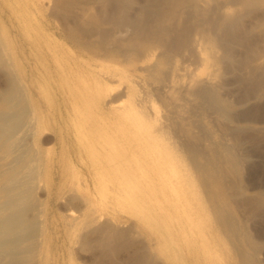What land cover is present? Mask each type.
Listing matches in <instances>:
<instances>
[{
    "label": "bare ground",
    "instance_id": "obj_1",
    "mask_svg": "<svg viewBox=\"0 0 264 264\" xmlns=\"http://www.w3.org/2000/svg\"><path fill=\"white\" fill-rule=\"evenodd\" d=\"M62 1L34 9L20 1L21 44L0 28V63L8 74L0 95V264H82L73 260V247L102 223L98 191L101 204L114 201L117 212L100 226L103 244L131 229L149 236L159 228L183 245L174 257L160 250L165 264H258V243L242 232L227 189L244 158L234 141L217 139L204 122L208 110L228 122L237 112L220 94V70L230 53L223 35H233L237 2L147 0L128 16L132 0H113L115 10L105 16L89 1ZM58 14L68 15L69 24ZM24 45L36 92L54 98L43 113L21 78ZM233 124L225 126L230 133L238 130ZM44 128L56 133L57 152L41 147ZM77 182L88 188L78 199L81 208L39 217L46 212L40 188L55 186L48 197L56 203L71 197ZM125 202L138 207L144 227L123 220Z\"/></svg>",
    "mask_w": 264,
    "mask_h": 264
},
{
    "label": "rangeland",
    "instance_id": "obj_2",
    "mask_svg": "<svg viewBox=\"0 0 264 264\" xmlns=\"http://www.w3.org/2000/svg\"><path fill=\"white\" fill-rule=\"evenodd\" d=\"M6 1L0 0V21H1L0 22V28L1 29L4 28L3 29L4 34L6 36H8V35L11 36V38L18 45V44H21L19 41V37L21 35L19 36V34H18L17 25L21 24V23L18 22L17 12H20V4H21L20 1L21 0H19V1L18 0H6ZM22 1H23L22 3H25L26 5H28V7L30 9H34L37 6H40L41 3H45L44 4L45 6L46 5L50 6V4H51L50 7H56V4H57V2H56L57 0H53L56 2V4L53 3L52 0H50V1L46 0V2H45V0H42V1L40 0L41 2L40 1H33V0H22ZM63 1L66 2L67 0L66 1L63 0ZM69 1L70 0H68L67 2H69ZM72 1L77 2L78 5L84 4V3L89 1L88 3L89 4L91 3V5L94 8H100L101 9V7H102L103 8L102 10L105 11V14H104L105 16H106V14H108L110 12L109 10H112L113 7L115 6V5H113V3H114L113 0L112 1L107 0L106 4H103L104 6H102V4L100 3V0H95V1H98L97 3L95 1L92 2L93 0L92 1L91 0H84L83 3H82V0H80L81 2L79 0H72ZM146 1L147 0H142V1L141 0H132V4H133V5H131L132 8H130V11L128 12L127 15L133 16L135 14V11H138L140 9V7H141L140 5L144 4ZM231 1L237 2V3L233 4V7L235 10V15L238 12L237 15L241 19L239 20V18H236L235 25H233V27L235 26L234 27L235 29L233 28V31H232L233 35L232 36L231 35L225 36V34L223 35V40H224L223 44H225V46H226V49H224V50L227 51V49H228V51H230V53L227 51L228 56L226 57V61H224L226 65L223 64V65H225V66H223L224 70L223 69L220 70V76L223 77V78L220 77L221 82L225 81L223 83L224 85L221 84V86H220V91H221L220 94L222 93L221 96L224 99H226L230 104L232 103L233 105L232 104L231 105L233 107V110L237 111V112H235L236 113L235 118H237L236 121L234 120L235 119L234 118L233 120L231 119L230 122H231V125L233 123H234L233 125H235L237 123L236 127L240 131L237 130L236 132L232 131L230 133L228 128H225V126L229 125V123H230V122H228L229 120H225L226 122L222 118H220L221 119L220 120L217 117V115L211 110H208L206 112V115H204V117L207 116L204 119V122L208 127H210V126H211V128L213 127L212 128L213 130L212 129L211 130L214 131L213 133L215 134V137L217 139H219V140L221 139V141H223V142H225V141L227 142L229 140L230 143L232 141H234V143H232V144L236 145L235 150L237 149L238 154L239 155L241 154L240 156L244 158L242 160V163H241V166H242V164L244 166L240 167V172L238 174L239 176L238 175L237 176H230L232 178L228 179L229 182L227 181L228 184L230 183L229 185L227 184L228 185L227 189L229 188V186H231L229 188L230 189L229 192H231V194H233V197H232L233 201L231 203V206L233 209H235L233 211L235 213L236 219L238 221L242 222L241 224L244 227L242 232L247 233V235L249 236V239L251 241L255 242V240H256L255 243H258L257 245L259 247V248L257 247L258 248V254L256 253L257 261L259 262L258 264H264V0H255L254 2H253V0H250L252 4H249V0H237V1L231 0ZM37 2H39V3H37ZM255 2H257L258 5H256L257 3L255 4ZM53 4H54V6H53ZM8 6L9 7L11 6L10 9ZM106 6H108V7H106ZM111 7H112V9H111ZM114 10L115 9H113L112 11H114ZM237 15H236V17H237ZM57 16H59V17H57L58 19L61 18L64 20V21L62 20L63 22L61 21V19L58 20L60 23L62 22L61 24H64V23L71 21V18L66 14L65 15L62 14L61 15L62 17L59 14ZM23 18L26 19L25 17H23ZM26 22H27V20H26ZM67 24H69V23H67ZM5 31H7V32H5ZM14 46H15V43H14ZM223 48H224V46H223ZM19 50L21 51L20 47H19ZM22 50H23V52L20 53L21 65H22L21 67H23L22 68L23 72L21 74V78L24 81V84L26 85L27 89H29L31 87L29 89V92H30L31 96L33 97V100L38 104L39 112L41 110L43 113L45 110H47L49 108V102L54 101L53 100L54 98L52 96L45 98L44 96H42V95L38 94V92H36L37 86L33 85L32 77H30V74H28L29 73V66H28L29 62L26 59V57L29 58V55H28L27 47L24 45ZM222 52H223V50L221 51V53ZM3 66L4 65L2 63H0V95L2 94L3 89L6 86L5 83L7 82V78H8V74H6V70H5L6 68H5V66L4 67ZM231 68L233 70H231ZM28 76H29V79H28ZM40 78H41V76H39V79ZM44 81L45 82L43 83L42 80H39L40 84H42L45 87L47 80L44 79ZM38 102H40V104ZM209 113H210V115H209ZM42 117H43V120H45V122H46L47 119L44 116H42ZM49 123L51 125L55 124V122L53 120L52 121L49 120ZM208 123H210V126ZM219 123H220L221 127L219 126ZM227 123H228V125H227ZM216 125L218 127H216ZM222 126H224V127H222ZM221 128L222 129L224 128L223 131L221 130ZM219 129L223 133H225V134H223V136L222 135L219 136V134H222V132L220 133ZM225 129H226V132H224ZM217 133H219V134H217ZM217 135H218V137H217ZM222 137L223 138L225 137V140ZM40 145L43 149H48L50 147L51 149H54L56 152L60 149V146L57 143L56 133L53 130H49L48 128L43 129V132L41 135ZM53 146H54V148H53ZM72 170H73L72 168H69L68 170H66V172L69 174L72 172ZM77 171L80 174V171L79 170H77ZM80 183L79 182L73 183L72 192L71 191L68 193L65 192L67 194H70L71 197L67 196L68 199H65V200L63 197H58L57 199H55L56 203H54V201L49 200V197H50L52 191H55V189H56L55 186L52 187L53 190L47 191V190H42V188H40L39 192L37 190V192H38L37 194L39 196V197L38 196L37 197L39 198V200H40V196H41V198L43 197L42 201L45 200L44 201L45 203H43V205H44V207H46L45 208V210H46L45 214H42L40 216L38 215V216L42 219H45L44 215H46L45 217H47V214L48 215L50 214L49 217L52 218V214L55 210L56 211L58 210V212H60V211H63L64 209L66 210L68 207H71L73 210H74L73 207H76V209L81 208L83 205H80L81 200H80V202H78V199H82L81 198L82 194L87 192L88 188L85 184H83V183L80 184ZM234 183H235V185H234ZM236 184L238 187L236 186ZM90 188H92V187H90ZM234 189H236V190H234ZM44 192H45V194H44ZM109 194L112 195L111 192H109ZM45 195L47 197H45ZM94 198H95L94 203L96 204L95 208L98 210L96 213L99 214V212H100L98 217H100L99 220L102 223H100L98 225L99 228H95L96 230L95 229L91 230V231L88 230L85 233L87 235V236L85 235L87 238L83 241V243L76 244V246L74 245L75 249L73 247L74 251L72 250L74 253V256H73L74 261H78V262L80 261L79 263H82V264H142L143 262H145L144 264H146V263L147 264L148 263L149 264H159V263L165 264L164 262H162L163 259H162V255L160 253L161 249L166 250V254L167 253L169 255L171 254L170 256L174 257L173 249H175V252H177V249H176L177 244L180 245V248H183V245L181 244V241L179 238H178L179 242L177 244L175 243L176 244L175 245L173 243V241L177 242V240L172 239L173 241H171V237L169 238L168 235L163 236L162 233L158 231L159 228H154L153 229L154 231H152L151 234H149V236H147V235L145 236V233L142 230H140L141 233L139 234L137 232V230H135L136 229L135 228L133 230L132 229L129 230V232H128L129 236H127L128 235L127 234L124 238L123 237H121V238L113 237V238H111L110 241H108L107 244H103V243L99 242L101 239L104 238V237H102L104 235L102 234L103 232L101 231L100 226L101 227L104 226L103 225L104 221L112 220L113 219L112 217L115 216V213H117V212H116V210L112 209V207L113 208L115 207L114 201H113V203L112 202L108 203L107 206H104L103 201H102L103 205L101 204L102 198L99 194V191L97 192L96 196H94ZM76 199H77V201H76ZM91 199H92V197H91ZM70 200H73V201L70 202ZM77 202H78V204H77ZM74 205H76V206H74ZM79 205H80V207H79ZM123 206H124L125 210H124V212L120 213V215L123 216V220L128 221L129 224H131V225L134 224L135 226L137 225V227H144V226H140V225H142V223L139 224L140 218H139L138 214L135 213L138 209L137 205H136L137 208H135V209L134 208L132 209L133 205L129 202L123 203ZM116 208L118 209V207H116ZM48 220H50V219H48ZM126 226L128 227V225H126ZM48 229H50V226L47 227V230ZM247 230H248V232H247ZM97 231L99 234H102V235H99L97 233ZM48 232L51 233L52 232L51 229H50V231L48 230ZM156 232H158V234ZM87 233L88 234L90 233V234L88 235ZM94 233H96V234H94ZM93 234L97 240L93 237ZM52 235L53 234L51 233V236ZM90 235H92V237ZM174 236H176V234ZM53 237H55L56 240L58 239L55 235H53ZM156 237L158 238V240L156 239ZM254 237H256V239ZM55 238H54V240H55ZM89 239H90V241H88ZM86 240H87L86 243L92 242V241L93 242L88 243V245L86 244V246H85ZM94 240H95V242H94ZM121 240H123V243ZM97 242L99 243V245H101L100 247L98 246ZM119 242H120V244H119ZM112 243H113V245H112ZM83 244H84V246H83ZM115 244H117V245H115ZM113 246H114V249H113ZM116 246H118V247H116ZM109 247H111V248H109ZM144 247H146V248H144ZM77 249H78V251H77ZM104 249H106V250H104ZM146 249H148V250H146ZM138 250H139V252H138ZM143 250H144V252H141ZM146 251H148V252H146ZM150 251H151V253H150ZM75 254H76V256H75ZM138 254H139V256H137ZM145 254H146V257H145ZM140 256H142V257H140ZM155 257L159 260H157ZM147 258H149L150 261ZM64 259L65 260L68 259V256L66 254H64ZM143 259H146V261L145 260L143 261ZM172 259H174V258H172ZM139 260H141V262ZM178 261L180 264H185V262L182 260H178ZM169 264H171V263L169 262Z\"/></svg>",
    "mask_w": 264,
    "mask_h": 264
}]
</instances>
